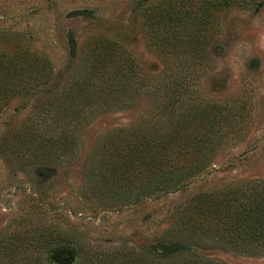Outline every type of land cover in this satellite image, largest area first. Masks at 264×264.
I'll return each instance as SVG.
<instances>
[{
	"label": "trees",
	"instance_id": "16d2710c",
	"mask_svg": "<svg viewBox=\"0 0 264 264\" xmlns=\"http://www.w3.org/2000/svg\"><path fill=\"white\" fill-rule=\"evenodd\" d=\"M232 4L260 7L263 0L141 1L137 10L152 51L192 57L166 62L155 75L124 42L104 33L88 41L81 63L68 66L64 76L50 58L0 44V113L12 99L33 102L24 120L5 123L0 154L67 161L77 154L81 126L94 115L131 109L150 98L134 126L104 134L85 161L84 177L93 197L110 207L185 193L196 179L213 174L219 147L241 136L249 114L240 99H204L197 88L223 12ZM58 236L42 223L2 237L0 264H48ZM188 238L264 256V178L182 196L158 244L144 249L83 244L72 253L79 264H219L193 248H178L192 245Z\"/></svg>",
	"mask_w": 264,
	"mask_h": 264
},
{
	"label": "rangeland",
	"instance_id": "374dc122",
	"mask_svg": "<svg viewBox=\"0 0 264 264\" xmlns=\"http://www.w3.org/2000/svg\"><path fill=\"white\" fill-rule=\"evenodd\" d=\"M143 0H0V44L8 51L29 48L50 58L57 73L79 65L88 41L104 33L124 42L149 74L164 63L191 60L187 54L157 55L150 48L137 6ZM150 1V0H147ZM222 30L206 57L208 67L197 88L202 98L240 99L249 114L239 137L218 149L213 174L196 179L185 193L110 207L96 200L84 175L86 159L108 131L132 127L151 99L122 111L94 115L81 126L79 147L67 161L12 159L0 154V238L37 224L59 235L48 264H79L72 248L89 244L113 249H144L160 242L181 197L229 182L264 178V0L260 7L232 4L222 15ZM32 101L12 99L0 113V137L32 112ZM199 255L219 264H264V256L242 255L209 239L188 238ZM177 248V246H176ZM71 257L64 260L62 255Z\"/></svg>",
	"mask_w": 264,
	"mask_h": 264
},
{
	"label": "water",
	"instance_id": "95a60500",
	"mask_svg": "<svg viewBox=\"0 0 264 264\" xmlns=\"http://www.w3.org/2000/svg\"><path fill=\"white\" fill-rule=\"evenodd\" d=\"M70 257H71V256H70L68 253H64V254L62 255V258H63L64 260H69Z\"/></svg>",
	"mask_w": 264,
	"mask_h": 264
}]
</instances>
